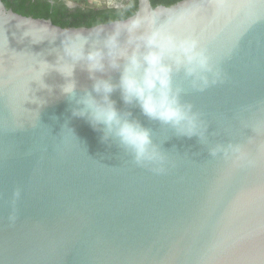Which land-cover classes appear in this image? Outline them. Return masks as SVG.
I'll use <instances>...</instances> for the list:
<instances>
[{"label":"water","instance_id":"obj_1","mask_svg":"<svg viewBox=\"0 0 264 264\" xmlns=\"http://www.w3.org/2000/svg\"><path fill=\"white\" fill-rule=\"evenodd\" d=\"M132 16L196 38L223 75L203 92L182 71L173 77L200 114L204 142L112 94L150 130L162 174L73 115L92 92L80 64L75 97L62 93L65 36L80 32L90 48L94 26L63 28L0 0V264H264V0H137ZM217 144L241 146L246 160L210 156Z\"/></svg>","mask_w":264,"mask_h":264},{"label":"clouds","instance_id":"obj_2","mask_svg":"<svg viewBox=\"0 0 264 264\" xmlns=\"http://www.w3.org/2000/svg\"><path fill=\"white\" fill-rule=\"evenodd\" d=\"M89 3L97 9L114 12L115 18L107 24L97 23L91 29L98 43L90 48H86L88 42L80 32L65 36L63 57L69 63L62 64L58 70L68 81L62 93L75 97L76 84L71 78L80 64L93 80L92 92L80 96L76 103L82 108L74 110L73 115L85 118L93 129L101 131L102 141L117 142L137 166L162 174L166 170V157L153 142L150 130L133 119L131 111L119 110L111 99L112 94L118 90L125 106L138 107L142 115L172 128L178 136H195L204 142L206 129L200 114L192 104L182 102L183 89L174 86L173 77L182 71L191 87L203 92L222 82L223 75L196 38L178 39L156 26L151 17L125 16L130 5L124 0H89ZM65 6L71 9L76 5L74 0H65ZM109 27L110 32L106 31ZM125 33L127 39L122 45L120 37ZM102 35L104 38L100 39ZM64 69H69L67 74ZM112 71L120 73L117 83L105 78ZM208 152L213 157L232 156L235 162L246 160L239 145L217 144L209 147Z\"/></svg>","mask_w":264,"mask_h":264},{"label":"trees","instance_id":"obj_3","mask_svg":"<svg viewBox=\"0 0 264 264\" xmlns=\"http://www.w3.org/2000/svg\"><path fill=\"white\" fill-rule=\"evenodd\" d=\"M8 9L14 12L33 18L50 19L53 24L60 27H92L97 23H108L115 18L114 12L108 9L76 8L69 9L64 4L51 6L43 1H39L34 6L24 7L22 4L12 5L4 0ZM153 7L163 5L169 7L181 0H150ZM125 16H132L137 10V0L129 3Z\"/></svg>","mask_w":264,"mask_h":264},{"label":"flooded vegetation","instance_id":"obj_4","mask_svg":"<svg viewBox=\"0 0 264 264\" xmlns=\"http://www.w3.org/2000/svg\"><path fill=\"white\" fill-rule=\"evenodd\" d=\"M1 1L6 6L7 3L5 4L4 0H1ZM6 1L11 3L12 5H14V4H22L24 7L34 6L39 1H43L46 4H50L51 6H57L58 4H61V5L64 4L65 5V0H6ZM131 1L132 0H124V2L126 4H129ZM58 6H60V5H58ZM76 8L77 7L71 8V9H76ZM10 9L13 10L12 8H10Z\"/></svg>","mask_w":264,"mask_h":264},{"label":"rangeland","instance_id":"obj_5","mask_svg":"<svg viewBox=\"0 0 264 264\" xmlns=\"http://www.w3.org/2000/svg\"><path fill=\"white\" fill-rule=\"evenodd\" d=\"M74 3L76 5L75 7L77 8H90L89 6H91L90 3H87L85 0H74ZM93 9L97 8L93 7Z\"/></svg>","mask_w":264,"mask_h":264},{"label":"crops","instance_id":"obj_6","mask_svg":"<svg viewBox=\"0 0 264 264\" xmlns=\"http://www.w3.org/2000/svg\"><path fill=\"white\" fill-rule=\"evenodd\" d=\"M87 3H89V0H85ZM90 8H93V6H89Z\"/></svg>","mask_w":264,"mask_h":264}]
</instances>
